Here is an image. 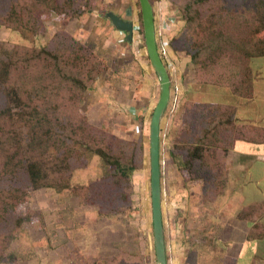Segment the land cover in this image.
Here are the masks:
<instances>
[{"label":"rangeland","instance_id":"rangeland-1","mask_svg":"<svg viewBox=\"0 0 264 264\" xmlns=\"http://www.w3.org/2000/svg\"><path fill=\"white\" fill-rule=\"evenodd\" d=\"M66 1L47 0V5H41L39 0H19L18 4L16 0H0V62H18L7 82L0 78V112L8 105V86L16 85L28 110L30 107L37 110V113L26 115L25 118L30 119L27 121L9 115L0 118V260L4 258L0 264L15 263L19 258L38 253L45 244L37 242H42V238L33 227L41 222L48 223L49 217L45 213L53 211L58 204L54 188H34L26 169L15 166L19 160L26 165L27 160L24 159H48L52 171L45 173L50 181L60 180L53 173V165L63 167L69 164L70 182L74 187H89L91 182L108 174L109 169L103 159L86 146L88 141L92 143L91 135L96 136V131L85 121L74 122L79 120L77 114L88 119L92 125L105 129L107 134L126 141L129 146L114 144L115 150L118 149L114 156H124L118 154L124 150L128 158L137 155L141 166L130 177L127 204L131 202L132 205L128 210L106 218L99 211L95 215L91 209V213L84 216L73 215V223L118 225L121 238L130 234L127 238L133 239L139 235L150 242L156 255L150 135L151 119L161 96V84L148 56L145 37L138 32L140 16L142 19L140 2L70 0L72 7H67ZM150 1L157 11L158 29L160 23L161 26L167 25L163 33L161 29L157 31L156 27V34L159 53L171 79L170 102L160 124L161 210L167 261L171 252L170 264H185L186 258L193 264H230L234 260L223 258L225 252L231 255L241 252L236 253L238 249L228 247V241L234 240L235 244V240H239L242 232L246 233L248 229L256 234L253 238L249 235L250 240L264 235H259L264 227V180L256 184L245 182L251 173L258 171L254 175L256 179L264 175V171L260 166L254 167L257 156L245 162L249 164L246 170L225 167L226 155L222 158V154L227 148L226 125L222 130L219 128L213 132L207 146L214 152L207 153L205 162L212 166L223 163L224 169L219 168L211 173L210 169L199 167V164L195 168L189 166L187 149L193 144L195 136L202 132L203 128L199 125L205 122L193 115L183 119V114H180L184 99L188 97L193 70L189 68L190 62H186V55L177 54L171 43L172 37L186 26L191 28L195 23L210 18L207 20L208 28L227 34L228 42L232 45L229 46L235 54L230 59L232 67L226 70L229 73L232 71L230 85L233 80L235 92L240 89L248 92L252 84L251 95L244 97L251 98L249 114L253 118L257 112L264 122V56H251L252 47L264 39V8L260 7L258 13L253 8L264 0H211L212 4L208 5L203 0ZM200 2L203 3L199 5ZM16 6L21 8L26 18L22 24L15 20L20 14L18 10L15 11ZM69 10L72 11L71 15L59 16V13ZM80 10L87 12L82 16L76 15V11ZM109 13L135 24V46L126 39L124 42L133 47L115 46L121 43L117 41L115 32L118 30L112 25ZM213 15L219 20L215 21L217 25L211 22ZM189 30L192 32V29ZM118 33L125 38L120 31ZM73 39L79 44L74 45V50L69 46ZM180 41L174 40V43L180 47ZM247 41L250 57L245 58L238 51ZM261 45L264 48V43ZM79 46L80 49H77ZM76 55L83 58L79 65L73 61ZM147 64L150 67L148 70L145 68ZM185 68L188 69L186 74ZM155 75L157 82L154 83ZM222 76L225 78V73ZM253 86L256 88L254 95ZM224 87L221 91L225 90ZM229 89L233 91L231 87ZM107 90L111 95L106 93ZM257 102L260 109H255ZM130 104L131 107H128ZM137 107L144 110L145 121H139L135 113ZM214 109L225 116L231 113L215 106ZM206 115L203 120H207ZM220 119L227 124L224 117ZM30 121L32 123L29 124ZM193 124L198 129L193 128ZM253 132L256 139L264 142V131ZM94 140L99 144L104 136L97 135ZM15 153L19 154L16 158ZM226 171H232L229 183L225 180L228 175ZM251 204H258L256 210L259 214L246 220L241 214ZM252 220L258 226H254ZM258 254L253 255L255 262ZM239 259L242 262L246 258L242 254Z\"/></svg>","mask_w":264,"mask_h":264},{"label":"trees","instance_id":"trees-1","mask_svg":"<svg viewBox=\"0 0 264 264\" xmlns=\"http://www.w3.org/2000/svg\"><path fill=\"white\" fill-rule=\"evenodd\" d=\"M38 2V0H36ZM40 4H45L47 0H39ZM174 1V0H173ZM204 2H207L206 5L212 4L211 0H203ZM19 0H16V3L18 4ZM68 5H65L67 7H72V4L70 0L66 1ZM200 2L199 5H201ZM260 7L264 8V1H260L255 4V7L253 8V11L255 13L260 12ZM74 8V6H73ZM15 11H19L18 19L15 16V20L19 22V24H22L21 22L26 19L24 15H22L21 8H18V6L15 7ZM256 9V11H255ZM183 13H184V9ZM76 15L82 16L87 11L80 10L76 11ZM72 11H65L64 13H59V16H68L71 15ZM12 15V14H11ZM184 15V14H183ZM187 20H189L188 16ZM207 17V15H206ZM210 18H205L204 20H201L200 22H197L194 24L193 27H187L182 31L178 32L172 37V43L171 47L173 50H184L188 55L191 56L193 63L196 66V78L201 83H208L213 85H219V86H227L231 87L235 94H238L243 97H249L251 95V85H250V91L242 92V90H238L235 92L233 83L234 81L231 80L230 85V79H233V76L231 75L232 71L229 73V71H226L227 69L232 67V63L230 59L232 60V56L234 57V52L230 48V42H228V35L225 33H220L217 31V29H209L208 28V22L207 20ZM219 22V20L216 19V17L212 18V24H216V22ZM27 22V20H26ZM205 22V24H204ZM189 29H192V32H190ZM138 32H143V23L140 16V27H138ZM192 34V35H191ZM180 41V39L183 41H180V47L179 45H176L174 43V40ZM125 40V39H124ZM123 40V41H124ZM261 43H264V39L260 40L257 44V46L252 47V54L251 56L259 57L264 56V48L261 45ZM244 44V43H243ZM242 44L241 49L238 51V53L241 55L243 53V57L248 58L250 57V48L248 41L245 43V46ZM74 45H79L76 40L73 39L71 41V44L69 45L73 50ZM230 45V46H229ZM159 46V45H158ZM80 49V46L79 48ZM82 56L76 55L73 58V61H76V64L79 65V61H82ZM81 58V60H80ZM13 60V59H11ZM21 60V59H20ZM20 60H18L20 62ZM18 65V62L13 60V63L10 61L0 62V78L3 79L5 82H7L12 75L11 72L13 71V68ZM103 71V69H101ZM225 73V78H222L223 74ZM225 80V82H224ZM17 86V85H16ZM9 87L7 91V98H8V105L5 106V108L2 109L0 112V118L4 117V115H9L10 117H19L21 119H26V115L29 113H37V110L35 108H31L28 110L27 104L25 103L21 93L20 89L18 87ZM86 88V87H85ZM86 90V89H85ZM201 109V110H199ZM195 111H193V116L196 117L201 122H205L203 125H199L202 129V132L199 136H195L196 139H193L192 145H190L187 149V154L189 158H186L187 163L189 166L195 168V165L199 164V167H205L207 169H210L209 172H214L216 169H224V164L220 163L219 165L212 164H206L205 162L208 159L207 153L210 150L208 148L207 144L208 141H210V138L213 137V132L216 129L223 128L226 123L222 121L220 118L224 117L225 115L218 114L214 106H201ZM197 111L199 114H197ZM231 112V110H230ZM215 117H213L211 120H208L212 115L216 114ZM207 114V115H206ZM205 115L207 116V120H203ZM232 115V112L229 114ZM77 117L79 120L76 119L74 122H81L85 121V124H89L91 129L93 131H96L97 135H103L104 140L100 141V143H95L96 136L91 135L93 138L92 143L88 141L86 144L87 149H91L95 154H97L99 157H101L104 161V163L107 165L109 172L107 175L98 178L96 181L91 182L89 187H83V186H72L70 182V174L71 169L69 168V164L63 165V167H60L59 165H53V173L58 176L60 180H52L50 181L47 176V171H52L50 162L48 159L42 158L39 159V161H36L34 159H24L26 165L23 164V160H19L18 163L15 164V166L24 167L26 171L28 172L29 176L31 177V182L34 188H42V187H53L55 192L59 194V202L65 203L67 202L72 196L78 197L81 204L87 205V206H94L98 209L101 216L106 218H111L113 215H117L119 213H122L126 210H128L129 206L132 205L129 202V188L131 187V180L130 177L132 175V172L135 169L140 168V163H138L137 155L135 157H126V151L122 150L118 154L124 155L121 157H115L114 153L117 152L115 150L114 144L121 143L125 146H129L126 141L117 138L116 136L112 135L110 133L107 134L105 129L96 127L95 125H92L88 119L80 117L77 114ZM87 121V122H86ZM32 123V121L29 122V124ZM230 124V123H229ZM82 125V124H81ZM186 126V124H184ZM193 128H197L198 126L193 124ZM90 133V132H89ZM111 139V140H110ZM195 142V144H194ZM94 143V144H93ZM47 153V151H45ZM214 152V151H211ZM192 155H191V154ZM224 154V155H223ZM222 154V158L225 156L226 152L224 151ZM16 158L19 154H14ZM221 155V153L219 154ZM218 155V156H219ZM220 157V156H219ZM210 159V158H209ZM28 162V163H27ZM46 172V173H45ZM228 173V171H226ZM66 175V176H65ZM228 177V175L226 176ZM227 181V179L225 178ZM58 181V182H57ZM224 181V182H226ZM252 205V204H251ZM258 204L252 205V206H246L244 209V212L241 214L242 218H245L246 220H249L256 215H258ZM69 208V207H68ZM257 209V210H256ZM45 215L49 217L48 223L41 222L37 226L40 228H43L47 231V235L50 236L52 233V225L53 224H61L64 222H70L73 223V212L71 210H60V211H47ZM254 226H258L257 223H255L254 220ZM258 228V227H257ZM255 228L253 227L252 230ZM253 231H250L249 235L251 238L253 236H256V234L252 233ZM262 233H259V235L263 234V231H260ZM48 236V240L50 241V237ZM139 238L140 236L137 235ZM129 238L133 243L138 244L139 246L142 245L143 242L148 241L147 239L142 238ZM4 259V258H3ZM0 260V262H3L4 260Z\"/></svg>","mask_w":264,"mask_h":264},{"label":"crops","instance_id":"crops-1","mask_svg":"<svg viewBox=\"0 0 264 264\" xmlns=\"http://www.w3.org/2000/svg\"><path fill=\"white\" fill-rule=\"evenodd\" d=\"M164 4L167 5L168 3L166 4L164 2ZM154 19L157 31L161 29L160 31L163 33L162 30L165 24L161 26L160 23V29H158V17L156 10H154ZM115 34L117 36V41L121 43L115 46H126L131 48L136 42L134 41L132 43L133 45L130 44L131 46H129V44L125 43L123 38L120 37L118 31L115 32ZM119 37L121 39H119ZM118 47H116V49H119ZM138 50L139 49L136 51ZM176 51H178L177 54L182 53L186 55V62H190L189 68H192L193 70L191 71L192 77H190L192 82L188 86V97H185L180 110V114H183L184 116L183 119L192 116L194 114L193 111L197 110L201 106L209 105L212 107L215 106L217 108L231 110L232 115L230 116V113H226L225 116V120L227 122L225 130L227 148L223 150L226 152L224 160L225 167L227 169L243 168L246 170V168L249 167V164L245 162H249L253 156H257L258 160L256 162L254 161V167L260 166V168H263L264 171V142H261L259 138L256 139V137H254L256 135L253 132L254 130H258L260 132L264 131V122L261 121L260 114H257V112L255 113V117H259L251 118V114H249L252 107V105L250 107L251 98H244L243 96L235 94L227 86L224 87L225 90L221 91V86L201 83L196 78V66L193 63L191 56L188 55L184 50ZM146 61L147 60L144 59V62ZM145 68L148 70L150 67L147 64ZM187 72L188 69L185 68V74ZM156 76L157 75L154 77L155 79L153 78L154 83L157 82ZM96 83L97 81L94 84ZM253 87L255 89L253 92L254 95L256 88L255 86ZM89 90L90 88L88 91ZM106 93L111 95L110 90H107ZM128 107H131V104L128 105ZM259 107V102H257L255 109H260ZM143 111L144 110L141 108L138 109V107L135 109V113L139 116V121H145L146 119V115L143 113ZM220 132L222 133V131ZM257 172H250V177H248L245 182H250L249 184H256L263 181L264 175L262 174L256 179L254 178V175H256ZM231 177L232 171H229L227 183L231 181ZM53 192L56 195L58 203L56 204V208H53V211H62L68 209V211L71 210L73 212L74 217L77 215L84 216L90 212L89 210L91 209V211L94 210L95 215L99 214L96 207L81 204L78 197L72 196L67 202L61 203L59 202V194H57L55 191ZM51 227L53 229L50 236L47 235V231L45 229L40 228L37 225L33 227L37 232H39L38 236L42 238V242L39 240L37 242L45 244L41 248L38 247L40 248L38 250L39 254L35 252L32 257L29 256L30 259L29 257H24L23 259L19 258L15 263L13 261V263L4 262L1 264H157V258L150 242H143L142 245L139 246L127 238L130 234H128V236L126 235L125 238H121V229L118 225L100 224L95 222L81 223L77 225L70 222H64L61 224H53ZM261 230L264 234V227L261 228ZM249 231L250 230L248 229L246 233L242 232L241 238L239 240H235V244L234 240L228 241V247L231 249L232 247H235L238 249L236 253L241 252V254H238L239 257H241L243 254L244 258H246L241 262L237 254L234 253L231 255L230 252L227 251L225 252V257L223 258H231L234 260V262H231L230 264H240V262L244 264H264V235L259 236L260 238L250 240ZM48 236L51 238L50 241L48 240ZM257 252H259V254L257 255L258 259L255 262L253 255H255ZM168 254L170 258L172 253L170 252ZM184 263L193 264L192 262L190 263V260L187 261V258L185 259Z\"/></svg>","mask_w":264,"mask_h":264},{"label":"water","instance_id":"water-1","mask_svg":"<svg viewBox=\"0 0 264 264\" xmlns=\"http://www.w3.org/2000/svg\"><path fill=\"white\" fill-rule=\"evenodd\" d=\"M139 2L141 5L147 53L161 84L160 100L151 119V191L157 264H168L161 210L160 124L170 102L171 79L169 71L159 53L154 19V7L150 0H139ZM109 18L112 25L125 35V39L129 43H132L134 39L135 24L114 13H109Z\"/></svg>","mask_w":264,"mask_h":264},{"label":"built area","instance_id":"built-area-1","mask_svg":"<svg viewBox=\"0 0 264 264\" xmlns=\"http://www.w3.org/2000/svg\"><path fill=\"white\" fill-rule=\"evenodd\" d=\"M163 29H164V30L167 29V25H165ZM124 39H125V38H124ZM124 39H123V40H124ZM164 45H166V44H164ZM166 48H167V45H166ZM165 51H166V49H165V47H164V48H163V53H164V54H165Z\"/></svg>","mask_w":264,"mask_h":264}]
</instances>
